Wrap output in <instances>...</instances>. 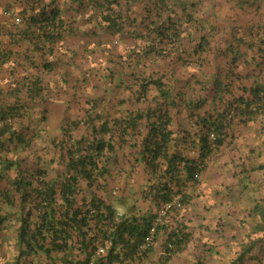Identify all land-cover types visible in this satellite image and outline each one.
<instances>
[{"label":"crops","instance_id":"1","mask_svg":"<svg viewBox=\"0 0 264 264\" xmlns=\"http://www.w3.org/2000/svg\"><path fill=\"white\" fill-rule=\"evenodd\" d=\"M0 10L10 11L0 13V112L11 116L0 123L12 122L26 139L7 135L0 145V189L13 194L11 202L0 200V213L8 215L0 264L9 262L18 239L16 167L35 173L36 188L54 185L59 196L74 172L69 149L81 138L85 144L94 136L110 138L113 149L97 160L104 172H94L91 181L77 175L75 207L84 203L85 209L95 199L114 217L155 213L150 188L162 168L150 172L143 153L145 142L154 145L152 129L172 131L167 154L179 149L192 158L201 134L213 130L206 126L226 115L228 102L264 85V0H0ZM53 34L60 38L52 41ZM230 116L224 141L208 155L200 178L184 183V213L167 216L145 260L135 253L126 264H162V242L178 224L189 237L166 264L228 259L233 238L220 235L217 223L239 221L236 207L254 203L259 191L253 179L264 172V109L251 120ZM102 127L108 133L96 134ZM250 163L258 167L252 174ZM33 205L26 203L35 227L39 209ZM77 233L71 230L64 251L52 258L33 251L29 263L80 261L85 251Z\"/></svg>","mask_w":264,"mask_h":264},{"label":"trees","instance_id":"2","mask_svg":"<svg viewBox=\"0 0 264 264\" xmlns=\"http://www.w3.org/2000/svg\"><path fill=\"white\" fill-rule=\"evenodd\" d=\"M33 19L30 21H38L37 18ZM49 38L55 41L60 38V34L50 35ZM251 94L246 99L239 97L228 102L225 109L227 111L226 115L217 119V121H213L210 126H206V129L216 130L217 139L211 141L207 136L208 132L203 133V135L201 134L198 142V155L192 158L184 156V154L180 153L179 149H175L173 153L167 154L166 149L171 139L172 131L166 128L165 130L159 129L156 131L152 129L151 139H155L154 145L150 146L149 143L145 142L143 153L150 172L156 174L162 168L159 170L158 183H154L150 188L152 200L154 201L152 210L155 213H139L132 216L122 215L115 221L113 210L108 205L104 207L102 202H95V199H92L91 205H84L85 209L83 208L84 203L82 207H75L76 199L74 193L77 175L84 176L91 181L94 172L99 174L104 172L103 166H100L97 160L103 155V151L106 148L110 151L113 149V143L110 138L104 140L102 136L98 139L97 136H94L95 140L89 144H85L83 138H81L77 140L76 147L73 150L69 149L70 159L68 169L69 173L74 172L70 173L65 182L62 183L59 196L56 195L54 185L43 182L42 186L36 188L31 180V177L35 176V173H27L16 167L17 175L14 177L12 186L20 200L21 215L17 233L18 239L16 246H14L15 251L13 250V255L7 264H30L28 256L33 251L44 252L48 258H52L54 253L64 251L69 247L67 237L71 235V230H76L79 235L82 234V241L84 242L83 251H85L84 258L80 261H75L74 264L89 263L92 252L96 248V240L98 238L101 239L104 246L107 247L108 245V251L104 257L97 259V264H126L137 253L138 244L149 232L155 219L154 215L162 202L172 198L177 193H181V200L185 206L182 208L173 207L170 209L168 217L179 216L184 213L183 210L187 203V196L182 193L184 183L188 180H198L195 178L198 164L201 162L205 163L212 150L223 143L226 127L232 120L230 113L234 111V115L238 113L247 120H251L261 113V109H264V85L258 84L253 87ZM252 106H255V109ZM8 116L9 114L0 112V121L9 119ZM107 133L108 130L103 127L101 130L96 131V134L99 135H106ZM7 135L10 137L19 136L18 139L23 138L25 143L26 139L24 135L22 136L21 133H18L13 128L12 122H4L0 125L1 146H4L2 139ZM161 155L164 156L165 162L158 161V157ZM4 162L7 163L5 165L7 168H13L14 162H7L6 160ZM161 164L162 166L160 167ZM250 165L251 163L248 164V166ZM246 168L252 174L258 167L251 165V169ZM253 180L254 184H256V189L259 191V195L251 206L237 212L236 219L239 221L230 223L228 227H225L221 222L217 223L220 235L233 238V240H229L233 241V243L228 244L230 246V251H227L229 254H227L228 259L226 261L222 260L223 262L219 261L220 264H264V193L262 189L264 185L260 184L261 179L259 177ZM161 181H163V184H160ZM152 189H155V191ZM4 191L0 189V200L11 202L13 194L11 192L8 193L9 190ZM59 200L62 201L60 204ZM28 202H33L35 204L33 205L35 206L34 208L39 209L38 214H36L35 227H32L33 224L30 222L32 206L26 207V203ZM62 207L63 209H61ZM103 208L105 211H101ZM93 209L96 212H92ZM7 218V214L0 213V246L2 245V232L6 228L4 221ZM163 223L158 226L154 245L140 254V261L145 260L149 251L158 242V231L159 228L164 226ZM177 228V230L173 229L169 232L162 242L163 252L159 259L162 264H166L169 261L174 251L168 246V243L174 237L180 236L179 239H176L175 250L183 249L187 243L189 233L185 231L184 225L180 226L178 224ZM253 249L255 250L254 253H252ZM48 264L55 263L52 260ZM197 264H211V261L199 260Z\"/></svg>","mask_w":264,"mask_h":264},{"label":"built area","instance_id":"3","mask_svg":"<svg viewBox=\"0 0 264 264\" xmlns=\"http://www.w3.org/2000/svg\"><path fill=\"white\" fill-rule=\"evenodd\" d=\"M0 13L10 14V11L0 10ZM17 21H19V18H17ZM252 108L255 109V106H252ZM231 113L233 115L234 111H232ZM0 124H2V122ZM207 136L209 137L211 141H215L218 137L217 132L214 130L209 131ZM204 164H205L204 162L203 163L201 162L198 164V169L195 172V178L197 179L200 178V173L205 167ZM181 198H182L181 194H175L172 198L160 204V207L158 208V210L156 211V214L154 215L155 219H154V222L151 228L149 229V232L143 237V239L138 244V247H137L138 254L144 253L145 251H147L154 245L158 226H160L164 222V220L167 218L170 209H172L173 207L182 208L185 206ZM92 212H96V211L93 209ZM120 216L121 214H117L114 218L118 219ZM168 246L170 249H173L175 244L173 241H170L168 243ZM106 254H107V247L104 246L101 242V239L98 238L96 240L95 253L91 255L88 264H97V259L104 257Z\"/></svg>","mask_w":264,"mask_h":264},{"label":"rangeland","instance_id":"4","mask_svg":"<svg viewBox=\"0 0 264 264\" xmlns=\"http://www.w3.org/2000/svg\"><path fill=\"white\" fill-rule=\"evenodd\" d=\"M260 175H261V176L259 177V178L261 179V180H260V181H261L260 184L264 185V172H260ZM243 183H244V181H243ZM257 184H258V183H257ZM262 189H263V193H264V186H263ZM239 210H240V208L237 206V207H236V212H235V213L239 212Z\"/></svg>","mask_w":264,"mask_h":264}]
</instances>
